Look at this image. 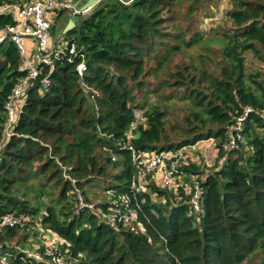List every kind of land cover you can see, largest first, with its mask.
<instances>
[{
  "label": "trees",
  "instance_id": "obj_1",
  "mask_svg": "<svg viewBox=\"0 0 264 264\" xmlns=\"http://www.w3.org/2000/svg\"><path fill=\"white\" fill-rule=\"evenodd\" d=\"M20 1L0 0V6ZM217 1L100 0L66 32L77 45L71 61L63 55L53 68L40 66L17 102L9 134L5 101L26 71L16 45L1 42L0 218L12 213L58 235L68 264H243L255 253L264 264V0H231L225 13L231 26L221 35L213 71L205 66L210 52L183 53L205 40L192 16ZM12 23L0 12V29ZM247 52L260 63L252 73L246 72ZM80 54L82 76L75 70ZM141 92L163 105L145 108ZM173 98L189 107L181 125H167L165 101ZM245 106L253 111L243 122L242 140L225 151L222 144ZM135 110H142L136 123ZM178 129L185 134L179 141L172 135ZM207 138L215 140L220 164L199 178V214L191 213L182 190L151 182L136 195L142 231L78 209L79 192L86 200L96 186L114 197L130 194L134 166L123 143L158 152ZM181 169L200 174L193 163ZM108 204L96 207L106 211ZM21 229L0 226V256L7 254L9 264H50L44 255L35 260L11 246L25 241Z\"/></svg>",
  "mask_w": 264,
  "mask_h": 264
},
{
  "label": "built area",
  "instance_id": "obj_2",
  "mask_svg": "<svg viewBox=\"0 0 264 264\" xmlns=\"http://www.w3.org/2000/svg\"><path fill=\"white\" fill-rule=\"evenodd\" d=\"M117 1L122 4H128L132 0ZM60 8L69 12H80L82 16L90 11H78L74 9L72 4L65 3L63 0H21L20 2L0 6L1 13L10 14L13 18L12 24L0 29V44L5 39H9L16 45L21 58L20 68L26 71V76L15 84L5 101L7 120L4 134H9V127L13 123L17 112V102L25 94L30 81L40 74V66L44 64L53 68L55 59L68 55L66 59L71 61L72 55L75 54L77 46L75 41L53 36L52 21L56 19ZM53 9H57V12L55 13V18L50 19L47 11ZM80 59V62L75 66V70L79 76H82L85 69L83 54H80ZM41 82L44 87L49 83L47 77H44ZM251 111H253L251 107L245 106L231 124L228 137L222 144L225 151L234 149L237 147L238 142L242 140L243 122ZM141 116L142 110H135V123L141 119ZM261 117L264 119V113H261ZM213 144L214 139L207 138L177 149L148 152L138 150L129 143H123L124 147L130 150L134 166L130 194H122L118 195V197H114L112 194V199L104 201L109 204L106 208L107 210L103 211L96 207V203L84 200L79 192L78 209L86 208L93 212L96 211L97 215L110 225H124L142 231L144 225L138 218L139 203L136 201V195L139 192H144L147 189V185L151 182L158 187L170 189L175 193L182 190L184 194L189 195L188 203L191 213L199 214L202 211L200 199L203 191L199 182L200 177L194 173H186L181 169V166L188 165L186 162L187 155L197 150L201 151L205 161H207L209 149ZM112 159L114 160L115 156H112ZM107 192L109 193V191ZM131 199L135 200L134 205L131 203ZM25 221L26 218L22 216L6 213L0 218V226H21ZM54 236L62 242L58 235ZM19 250L27 257H32L35 260H41L42 255H44L48 257L50 264H68L58 245H45L42 254L37 251ZM0 264H9L7 254L0 256Z\"/></svg>",
  "mask_w": 264,
  "mask_h": 264
},
{
  "label": "rangeland",
  "instance_id": "obj_3",
  "mask_svg": "<svg viewBox=\"0 0 264 264\" xmlns=\"http://www.w3.org/2000/svg\"><path fill=\"white\" fill-rule=\"evenodd\" d=\"M63 1L65 3L72 4L76 0ZM230 8L231 0H218L216 4L209 5L205 7L203 11L195 14L194 17L192 16V19H195L193 21V29L201 31L205 40L202 42L200 41L199 44L192 46L186 51V53L183 54H185L186 56L191 55L192 57H194L195 55L202 53V51H208L210 52V57L205 66L213 71L217 70V66L220 61L221 35L226 29L230 28L231 26V21L225 15L226 11ZM47 12L49 18L54 19L57 9L48 10ZM69 16L70 12L68 10H64L61 8L59 9L56 19L52 21V31L55 38L62 37L63 39L68 40L73 37V35H68L63 32ZM190 33L186 34L187 37L190 35ZM245 57L246 72L252 73L254 69L258 68V66L260 67V63L252 59V55L250 52H247ZM161 74L162 75L160 77L166 75L164 72H162ZM170 91V88H165V93H168ZM143 96H145L148 103L145 108L148 107L150 103H157L160 106L163 105V102L154 94L144 93L143 95V93L141 92L138 94V100L142 102ZM165 102L170 105L167 125H171L173 123H179L181 125L183 117L189 111V107L186 104V101H180L173 98ZM179 124L177 125L179 128H181ZM172 135L173 139H176L178 141L185 136L183 129L173 131ZM104 150L109 152V149L107 148H105ZM186 162L188 163V165L190 163L194 164V168H196L197 171L200 172L199 177H201V174L205 175L214 167L218 166L220 164V159H218V150L215 147V140L213 146L209 149L207 161H205L201 151L197 150L195 152H192V154L187 155ZM112 194V192L108 193L102 186H96L87 190L85 198L88 202H94L96 203V205H98L99 203H103L104 201H109L110 199H112ZM151 197L155 201L161 200V198L157 197L154 194H151ZM37 226L38 225L35 224V221H31L28 223V219L26 218L24 224L20 226L21 228H25L26 230L21 229L18 231V236L22 235L25 241L20 243L10 242L11 246L15 247L17 250L22 249L29 252H36L38 249H40V245L59 246L61 242L53 235V233L46 232L43 228H39ZM243 264H262L261 256L257 253L252 254L246 259Z\"/></svg>",
  "mask_w": 264,
  "mask_h": 264
},
{
  "label": "water",
  "instance_id": "obj_4",
  "mask_svg": "<svg viewBox=\"0 0 264 264\" xmlns=\"http://www.w3.org/2000/svg\"><path fill=\"white\" fill-rule=\"evenodd\" d=\"M99 1L100 0H76L72 3V6L78 11L91 10L97 3H99ZM81 17L82 14H80V12L70 11V16L63 32L66 33L67 31L73 29Z\"/></svg>",
  "mask_w": 264,
  "mask_h": 264
}]
</instances>
